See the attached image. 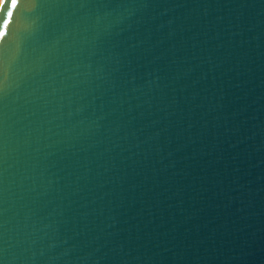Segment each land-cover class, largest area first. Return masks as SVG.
Listing matches in <instances>:
<instances>
[{
    "label": "water",
    "instance_id": "water-1",
    "mask_svg": "<svg viewBox=\"0 0 264 264\" xmlns=\"http://www.w3.org/2000/svg\"><path fill=\"white\" fill-rule=\"evenodd\" d=\"M0 7V264H264V0Z\"/></svg>",
    "mask_w": 264,
    "mask_h": 264
},
{
    "label": "snow or ice",
    "instance_id": "snow-or-ice-1",
    "mask_svg": "<svg viewBox=\"0 0 264 264\" xmlns=\"http://www.w3.org/2000/svg\"><path fill=\"white\" fill-rule=\"evenodd\" d=\"M5 2L9 3L10 5V10L7 13V18L3 21V25L6 29L7 24L10 22V18L12 16L11 9H14L17 6L19 0H0V7H2ZM5 34V31H0V37H3Z\"/></svg>",
    "mask_w": 264,
    "mask_h": 264
}]
</instances>
